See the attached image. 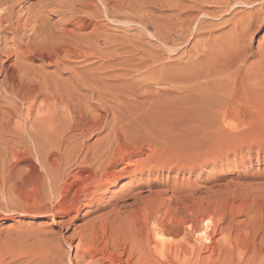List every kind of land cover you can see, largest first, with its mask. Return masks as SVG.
<instances>
[{
	"label": "bare ground",
	"instance_id": "1",
	"mask_svg": "<svg viewBox=\"0 0 264 264\" xmlns=\"http://www.w3.org/2000/svg\"><path fill=\"white\" fill-rule=\"evenodd\" d=\"M25 1L26 0H0V88H2L5 92H8L10 89L13 90L14 92L11 95L16 100L14 104L11 103L7 108L4 107L8 109L7 113L3 110V107H0V169H3L4 171V168H6L12 160H17L19 157L32 158L34 160V165H36V167L41 171L48 189V195L46 194L48 198L43 194V196L41 195L42 199L46 197V199H48L47 202H50L48 207L43 203H38L39 205L34 203L36 207H32L35 211L45 209V211L47 210L51 213H57L62 218H67L66 225L74 227V230L72 236L68 240L63 238H54L55 241L51 244L50 248H41L42 245H40V247L38 246L39 250L41 248V252L39 251L33 256L30 255V258L21 257L22 259L17 258L10 263H5L0 259V264H152V261L156 264H207L209 262H207L206 257L205 260L207 263L203 262L204 260L202 262L200 261L203 259L200 258V254L207 252L209 255L208 259H212L214 263L264 264V212L260 210H250L248 212L244 211V217L247 220L246 222H248L250 226L253 225L254 228L245 227L244 223H237L236 221H233L229 227L225 229L218 228V230L215 224V228H208L210 227V225L207 227L208 219L204 220L205 229L201 231L202 236L200 235L199 240L196 238L194 241V243L196 241L199 242V245L197 244L198 246L196 245V248L191 250L189 248V252L186 251L188 253L192 252L193 255L192 257L190 256V258L188 257V259L185 255L187 260L184 259V262L181 260L182 263H180L181 261L178 262V259L180 260V255L178 258L176 254L177 252L178 254L179 252L184 253L188 248L187 245H185L187 247L186 249L182 245H171L172 247H166L167 250L165 249V251H167V253L169 250L174 249L175 256L177 258L174 256L172 257L175 258V261L167 260L168 257H164L165 259L167 258V261L162 260V262L152 260V258L156 259L153 257L151 250L153 236L160 234L162 236L166 229L164 230V226H160L161 217L159 215L162 211L160 204L159 206L154 204L158 198L152 203L151 199L155 196H151L152 194L150 193L147 197H139V193L137 192H139L140 188L131 187L132 189H129L130 191L128 192L120 195L118 194L116 197L112 196L111 200H108L109 202L107 203V207L110 208L109 211L97 215L79 226H74V223L78 220H84V218L95 215L100 211V207L93 205L94 201H96L95 199L97 198V195H104L109 188L114 186V184H116L120 179H136L139 174L144 173V171L148 170L149 166H151L152 161L156 158L155 156L153 159V152L150 154L151 147L147 146L146 149H140L139 147L143 146L137 142L134 143L135 138L137 137L135 134V138L133 140H129L127 137L138 127V125H141L139 123H141L140 120L142 118H147L151 115L153 116V114H155L154 111H157L159 107H164L165 105L167 107V100L169 97L166 94L169 93L159 92V94L156 93L157 95L155 92L152 93L155 95H152L149 92L147 93V91V94H143L142 91V94L138 93L137 89H139L142 83L134 80L130 81L131 79L128 80L130 77L128 71H139L138 68L144 65L145 58L143 56H147V52H137L136 50L138 47L135 44L129 42L128 40L123 42L121 39V42H119L116 36L109 33L105 34L106 30H103V28L106 27V25L102 26L103 23L98 25V18L100 17L107 18L105 22L109 21L108 19L110 18L114 19L116 17L115 14L117 15V13L124 8L127 0L126 3L125 1L124 3L122 1L119 2V0H38L39 3L41 2L39 6H37L36 3L34 9H32V13L29 8L30 12H28L31 13L30 17L27 20L25 19V21H22L21 16L23 13L21 14V12H19L21 16L17 14L18 16L14 17V15L15 9L20 4H24ZM97 1L102 9L97 5ZM148 1L149 0H146L145 2L142 1L143 3L141 4L147 5ZM234 1L237 4H243L250 10H254L256 6L259 5L258 11H253L251 14L249 13L247 17L249 18L248 20L242 21V19L241 21H238L235 29L239 32V34L246 33V31L251 28L252 23L263 22L264 18L260 16V13L261 10L264 9V0ZM204 2L208 1L204 0L203 3ZM220 4L221 10H216L214 12L225 13L230 1L223 0ZM47 6H52V10H49L51 7L47 9ZM160 6L161 5H159V7ZM125 7L127 8V6ZM156 7H158V5ZM132 8L133 7L131 6V9ZM162 8L164 7L162 6ZM171 8L173 7L171 6ZM46 9L49 10L50 13L57 14L59 16V19L57 18L59 29L55 30V32L50 31L52 29H47L50 28L46 25V23L50 21L47 19L50 15L48 14V11H45ZM141 9L142 8H140V10ZM124 13H126L125 10ZM198 13L199 16L200 14L205 17L212 16L209 11L207 13L199 10ZM129 14L139 20L140 26L143 28V32L150 28L148 23L149 20H144L146 16L145 18H138L137 15H135L138 13L132 12ZM118 16L120 15L118 14ZM114 21H116V19L113 20V22ZM203 21H194L197 22L196 30L194 32L197 36L199 35L198 32L202 27ZM121 22V25L127 23L126 21V23H124V20ZM130 22L132 21H129V23ZM189 22L191 23V21ZM109 24L111 23L109 22ZM153 26L155 25L152 24V27ZM165 27L164 29H166ZM138 28L136 30H138ZM176 28L177 27H175V30ZM106 29L108 31L109 28ZM87 30L90 31L85 33ZM164 31L166 32V30ZM192 32L191 35H193ZM123 34L121 36L124 38ZM150 34L152 33H147L149 36ZM181 35L182 31L178 36V39ZM237 35L238 34L236 33V38ZM184 37L182 38L184 39ZM155 38L157 40V35ZM147 39L149 40V38ZM160 40L161 39L158 41L160 42ZM174 40L175 39H173V43H175ZM237 41L239 40L237 39ZM148 45H150V42ZM174 50H176V48H174ZM146 51L148 50L146 49ZM138 54L141 55L140 59H136ZM2 55L6 58H4L5 60L1 59ZM150 56L147 57L150 58ZM12 58H14L13 63L8 64L12 61ZM90 58H94L100 64L97 65V61L95 62L93 60L94 62L91 61L92 63L87 62L89 64L88 68L86 61ZM72 59L76 60L78 63L81 62V64L82 62H85L84 64H86V66H78L79 68H75L72 66L74 62ZM34 62H39L40 65L36 66L34 65ZM148 62L149 61H147V63ZM45 68H49V70L50 68L54 69L53 71L50 70L51 72L47 73L45 72ZM142 68H140V70ZM147 71L148 70L145 72ZM156 71L157 70L154 69L151 73H149L150 78L156 83L164 84V82H167L163 77H161V75H157ZM65 75H67V77L64 78L63 76ZM134 75H136V73ZM176 76L179 77L180 75ZM231 81L229 80V82ZM175 86L179 87V85ZM225 86L226 85H224V87ZM178 90L179 89H177V92ZM4 91L2 92L4 93ZM160 91L162 92V89ZM223 92L227 95L226 91ZM0 94L2 93L0 92ZM176 99H178V96ZM38 103L39 105H37ZM18 104L21 106H27L26 115L24 117L19 113L17 107ZM95 104L97 106H95ZM159 110H161V108ZM34 111L36 112L35 116L33 115ZM38 113L41 114L38 115ZM179 114L180 113H178V116ZM19 116L23 117L22 121L20 120V123L12 122V120L16 117L19 119ZM146 121L149 123L148 119ZM152 128L154 129V127ZM161 133L164 134L163 131H161ZM137 134L138 133H136V135ZM157 134L159 135V133ZM140 135H142V133ZM93 137H96V139L89 144V141ZM160 137H162L161 134ZM145 138L146 137H144V139ZM133 144L138 146V149L136 147L131 148V145ZM137 156L140 159L133 160V158ZM160 160L162 161L161 158ZM121 164H124V166L117 169ZM163 165L165 166L166 164ZM163 165L159 167H163ZM153 167H155V163ZM150 168H152V166ZM161 195H163V193ZM150 197V201H147ZM129 200L132 201V203L125 205V202ZM161 202L158 201L157 204ZM83 208H90V210L85 215H81ZM168 212H170L169 209L167 213ZM186 213L184 214L188 215ZM180 214L181 213H178V215ZM169 216L171 215H168V217ZM170 218L173 219V217ZM184 218L185 216H183V220H177V222L180 221L182 225L188 224L187 229H184L186 236L181 237L187 239V235L192 232L191 230L194 228L192 227L194 221L192 222L191 220L190 223H186ZM151 221L153 222L152 224ZM195 223L198 224V222ZM181 224L179 226H181ZM209 224H211V222ZM165 228L168 229V227ZM207 231H211V233L209 234ZM223 231H225L223 240L215 243L216 241L214 242L213 240L214 235L217 233H223ZM199 234L200 232L198 233V236ZM165 240L163 242H166ZM191 240L189 241L191 242ZM184 241L186 242L185 239ZM179 242L182 243V240ZM174 243L176 244V241ZM47 244H49V242H47ZM184 244L185 243H183V245ZM63 245H65L67 249L65 252L62 250L63 247H61ZM156 245H158V243ZM158 250V252H160V248ZM72 251L74 253H72ZM162 251L165 253L163 247L161 254Z\"/></svg>",
	"mask_w": 264,
	"mask_h": 264
},
{
	"label": "rangeland",
	"instance_id": "2",
	"mask_svg": "<svg viewBox=\"0 0 264 264\" xmlns=\"http://www.w3.org/2000/svg\"><path fill=\"white\" fill-rule=\"evenodd\" d=\"M120 1L123 3L125 1L126 3V0H119V2ZM142 1L145 2L146 0ZM142 1L127 0L125 5L127 8L124 6L122 9L123 11H119L117 15L115 14L116 17L114 19L110 18L107 22H105L107 18H98V25H101L102 23V26L106 25V27L103 28V30H106L105 34L109 33L116 36L119 42L128 40L129 42L135 44L138 47L136 50L137 52H147L148 57L151 54L150 58H148L146 55L143 56L146 60L144 59V65L138 68L141 72L138 70H134L133 72L132 70H130L131 72L128 71V74L130 75L128 80L131 79L130 81L134 80L136 82L142 83V85L139 84L140 87L137 89L138 93H169L166 94L169 97L167 100V107L166 105L164 107H159V109L161 108L162 111L157 109V111H154L155 114H153V116L151 115L147 118H142L140 120L141 123H139L141 125H138L137 127L138 129H134V131H132L127 137L129 140H133L135 136H137L136 138H140H135L134 143L137 142L143 146L139 147L140 149H146L147 146H150V154L153 152V159L155 156L157 159L155 158L152 161L151 166L153 169L150 168L151 166H149L148 170L139 174L136 179H120L116 184H114V186L110 187L104 195H97V198L95 199L96 201H94L93 205L100 207V211L95 215L84 218V220H78L74 223V226H79L84 222L91 220L95 216L109 211L110 208L107 207V203L111 200L112 196L116 197L118 194L120 195L128 192L130 191L129 189L134 187L140 188L139 192H137L139 193V197H147L150 193L152 194L151 196L155 197L152 199L150 197L147 199V201H150L151 199V202L153 203L157 198L160 199H157L159 202L162 200V204H157V200L154 202V204L158 206L160 204V207L163 211V214L161 211V214L159 215L161 217L160 226H164L163 229L166 230L162 236L161 234L153 236L151 250L153 257L156 259L152 258V260H158L161 262L162 260L175 261L174 257H178L180 255V260L178 259V262H180L181 260L183 261L186 259L185 255L187 259L188 257L190 258V256L192 257L193 253H188L189 248L191 250L196 248L197 244L199 245V242L196 241L194 243V241L196 238L199 240L201 231L205 229L203 222L204 220L208 219L207 227L210 225L208 228L212 229L215 228L214 224L217 226V229H225L229 227L233 221H236L237 223H244L245 227L254 228L253 225L250 226V224L246 222L247 220L244 217V211L248 212L250 210H260L264 212V20L263 22H254L255 24L252 23L251 28H249L246 33L239 34V32H237L235 29L238 21H241L242 19V21L248 20L249 18L247 17L249 13L251 14L253 11H258L259 5L256 6V10H250L243 4H237L234 0H229V6L227 7L226 12H222V14L221 12L216 13L214 11L221 10L220 2L222 3L223 0H214L215 3L213 0H207L208 2H204L206 4L203 3L204 0H149L147 5H142ZM36 3L37 6H39L41 2L39 3L38 0H26L24 4H20L21 6L19 5L15 9L14 17L18 15L21 16L23 13L21 16L22 21H25V19L27 20L30 17L32 9H34ZM98 3L99 2L97 1V5L100 6ZM157 5L158 7H156ZM159 5L161 6L159 7ZM131 6L133 7L132 9ZM162 6L164 8H162ZM171 6L173 8H171ZM50 7L51 9H49ZM138 7L142 9L140 10ZM29 8L31 9V13H29ZM46 8L50 11L52 10V6H47ZM47 9L45 11H48V14L50 15H47L50 18H47L48 21L50 20L46 23V25L50 27L47 29H52L50 31L55 32V30L59 29V25L57 24L59 16L57 14L50 13ZM124 10L126 13H124ZM130 10L134 13H138L135 14L138 18H145L146 16L148 19L145 18L144 20H149L148 23L151 29L149 28L147 31L143 32V28L140 26L139 20L137 18L135 19L131 14H129L132 13ZM199 10L207 13L209 11L212 16L205 17L201 16V14L199 16ZM19 12H21V14ZM118 14L120 16H118ZM263 14L264 9L261 10L260 13L262 18H264ZM115 19L116 21L113 22ZM122 19L124 20V23H127L121 25V21H123ZM128 20L132 22L129 23ZM225 20L229 22H226ZM189 21H191V23ZM194 21H203L202 27L198 32L200 36H197L194 33L197 24V22ZM109 22L111 24H109ZM152 24L155 26L152 27ZM138 27H140L141 30ZM164 27L166 29H164ZM175 27H177L176 30ZM106 28H109L108 31ZM137 28L139 31L136 30ZM164 30H166V32ZM89 31L90 30H87L85 33ZM181 31L182 35L178 39ZM120 32L122 34L124 32L123 35L125 39L123 36H121L122 34ZM148 32L152 33L150 34L151 37L147 35ZM191 32L193 35H191ZM236 33L238 34L237 38ZM156 35L157 40L155 38ZM182 37H184V39ZM147 38H149V40ZM159 39H161L160 42L158 41ZM173 39H175V43H173ZM237 39L239 41H237ZM148 41L150 42L151 47L148 45ZM162 44L166 47H164ZM174 48H176V50H174ZM146 49L148 51H146ZM137 56L136 59L141 58L140 54ZM4 58V55H2L1 59L5 60L6 58ZM93 60L95 62L97 61L94 58H90L88 61H86L88 68V63L91 61L94 62ZM13 61L14 58H12V61L8 64L13 63ZM73 61L74 62L72 66L75 68L86 66V64H84L85 62H82L81 64V62L78 63L76 60ZM147 61L149 62L147 63ZM34 63L33 64L36 66L40 65L39 62ZM98 64L100 63L97 61V65ZM140 68L142 69L140 70ZM153 68L157 70V75H161V77H163L167 82H164V84L154 82V80H152L149 76V73L154 70ZM45 69V72L48 73L53 71L54 68H50L51 71L49 68ZM146 70L148 71L145 72ZM135 73L136 75H134ZM176 75H180V78ZM63 77L65 78L67 75ZM229 80H232V83L229 82ZM175 85H179V87ZM224 85H226V88ZM0 89V92L2 93L0 94V107H3V110L7 113L8 109L6 108L8 105L11 103L14 104L16 102L15 98L11 95L14 91L10 89L8 92H5L2 88ZM159 89H162V92ZM177 89H179L178 92ZM2 91H4L5 94ZM223 91H226L227 95L224 94ZM175 96L176 98L178 96V99H176ZM37 105H39V103ZM95 106L97 105L95 104ZM17 107L20 115L24 117L26 115L27 106H21L18 104ZM174 110L178 112H175ZM35 113L36 112L34 111V116L36 115ZM178 113H180L179 116ZM40 114L41 113H38V115ZM22 116H19V119H17L18 117L14 118L12 122L20 123V120L22 121L23 118ZM145 119H148L149 123H147ZM144 125L147 126L145 127ZM151 126L154 127V129ZM161 131H163L164 134H162ZM136 133H142V135H136ZM157 133H159V135ZM160 134L162 137H160ZM144 137L146 138L144 139ZM95 139L96 137L91 138L89 144ZM146 139H149V144H153L149 145ZM141 140L143 141V145ZM133 147L138 149V146H135V144L131 145V148ZM160 158L164 163L160 160ZM134 159L136 160L140 158L137 156L133 158V160ZM17 160H12L6 166V168H4V171L3 169H0V171L3 173L2 174L0 172V259L5 263H10L17 258H30L31 256L35 255V253L39 252L41 248H50L51 244L54 243L56 238L68 240L72 236L74 230V227L66 225L67 218H62L57 213H51L47 210L45 211V209L41 211H35L33 207H36V205H39L40 203L45 204L47 207L50 204L49 201L47 202L48 199H46V197L48 198L46 182L41 171L36 167V165H34V160L32 158L19 157ZM154 163L155 167H153ZM163 164L166 165L164 166ZM162 165L163 167H159ZM123 166L124 164H121L117 169H120ZM40 191L45 192L43 193ZM158 192H162L163 195H161L162 193ZM43 194L46 197L42 199ZM34 203L37 204L35 205ZM130 203H132V201L129 200L125 202V205ZM167 207L170 211L168 213ZM89 210L90 208H83L81 215H85ZM175 210L181 214L178 215ZM184 213L188 215H185ZM168 215L171 216L168 217ZM183 216H185L184 219L186 223H190L191 220L192 222L194 221L192 227L195 229L192 228V232L187 235V239L181 237L186 236L184 229H187L188 224L182 225L180 221L177 222V220H181ZM170 217H173V219ZM195 222H198V224ZM210 222L211 224L213 223V226L209 224ZM152 223L153 222L151 221V224ZM180 224L181 226H179ZM165 227H168L170 230ZM199 232L200 234L198 236ZM207 233L210 234L211 231H207ZM224 233L225 231H223V233H217L214 235V242H221L225 236ZM164 240L166 242H163ZM181 240L182 243L179 242ZM187 240H191V242H188ZM175 241L176 244L174 243ZM47 242H49L50 245L47 244ZM157 243L158 245H156ZM183 243L185 244L183 245ZM40 245L42 246L39 250L38 246L40 247ZM171 245H182L185 249L188 247V250L184 249L185 252H179V254L177 252L175 256L173 249L169 250L168 254L165 249L167 246ZM185 245H187V247ZM61 247H63L62 250L64 252L67 250L65 245ZM162 247L165 253L162 251L161 254ZM159 248L160 252H158ZM72 253L74 252L72 251ZM208 256V252L200 254V258H203L200 261L202 262L204 260L203 262L205 263L209 262L207 264L214 263L212 259H208ZM164 257H168V259L166 258V260ZM182 261L180 263H182ZM153 262L154 261H152V264H156ZM214 264L221 263L218 262Z\"/></svg>",
	"mask_w": 264,
	"mask_h": 264
}]
</instances>
